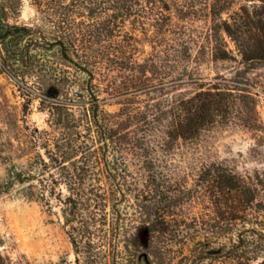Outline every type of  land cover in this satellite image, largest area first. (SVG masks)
<instances>
[{"label": "trees", "instance_id": "16d2710c", "mask_svg": "<svg viewBox=\"0 0 264 264\" xmlns=\"http://www.w3.org/2000/svg\"><path fill=\"white\" fill-rule=\"evenodd\" d=\"M17 1L0 0L3 65L14 77L33 80L53 128L34 130L28 141L43 153L33 155L8 188L18 183L26 187L29 200L47 206L51 199L57 201L76 264H118L120 234L128 220L127 175L110 160L114 126L100 99L98 76L105 65L109 71L119 68L122 94L145 95L152 116L141 112L145 123L151 131L165 127L167 155L180 150L182 178L186 186L188 180L194 182L186 192H195L208 212L201 217L202 238L176 264L256 261L264 253V221L250 210L262 178L254 182L220 159L213 139L229 128L261 131L257 97L252 85L229 80L218 70L210 76V70L237 57L264 62V5L238 0H32L34 21L16 24L9 19L17 13ZM197 20L201 30L194 27ZM72 86L88 97L87 134L63 100ZM93 141L99 143L95 150ZM169 190L162 184V194ZM146 229L147 246L124 240L129 264H171L161 245L170 232L183 239L177 223L162 212ZM0 264L14 263L0 256Z\"/></svg>", "mask_w": 264, "mask_h": 264}, {"label": "rangeland", "instance_id": "374dc122", "mask_svg": "<svg viewBox=\"0 0 264 264\" xmlns=\"http://www.w3.org/2000/svg\"><path fill=\"white\" fill-rule=\"evenodd\" d=\"M253 1L264 5V0H238L240 3ZM17 4L20 5L17 13L11 15L9 22H33L36 17L33 1L19 0ZM201 26L200 20L194 23L197 30H201ZM226 41L229 49H233V43L229 39ZM3 60L0 43V256L4 261L11 259L14 264H22L26 260L32 264H58L61 261L76 264L57 201L51 199L47 206L43 202L27 199L25 186L15 183L8 188L16 172L25 170L30 158L37 152L43 153L28 141L29 137H34V130L51 131L53 127L45 107L47 105L40 103L43 99L41 91L33 80L29 77L24 79L21 75L14 77L4 67ZM216 67L210 70V76L218 70L229 80L252 85L256 93L262 130L229 128L218 132L213 142L220 159L240 173L248 174L254 182H257L256 178H262L250 211L254 215L259 214L264 221V62H242L237 57L235 61L221 62ZM109 69L106 65L101 67L98 76L101 105L114 126V133L109 140V155L111 162L119 170L125 171L128 181L124 187L128 199V220L120 234L121 256L118 264H129L123 250L124 240L136 239L143 247L147 246L146 228L152 226V222H157L162 212L167 214L172 223H177L183 234L180 240L170 232L161 245L163 255L169 256L171 264H176L178 258L188 255L194 242L202 238L198 235L201 217L208 212L195 192L192 196L186 192L194 182L188 180L186 186V179L182 178L181 171L185 169V163L179 154L180 150L173 148L174 153L167 155L165 127H159L160 131H151L145 123L147 118L141 112L152 119L146 111L145 95L122 94L119 91L122 87V78L117 71L119 68ZM16 72L22 74L19 70ZM63 100L81 120L80 130L87 134L86 93L72 86ZM98 146L99 143L93 141L92 148L95 150ZM162 184L170 186L167 194L160 191ZM60 188L65 192L63 185ZM184 194L188 197H184ZM214 264L235 262L227 260ZM250 264H264V253Z\"/></svg>", "mask_w": 264, "mask_h": 264}]
</instances>
